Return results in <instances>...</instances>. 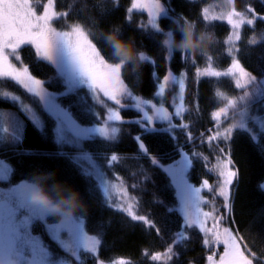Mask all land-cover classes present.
Listing matches in <instances>:
<instances>
[{
	"label": "trees",
	"instance_id": "obj_1",
	"mask_svg": "<svg viewBox=\"0 0 264 264\" xmlns=\"http://www.w3.org/2000/svg\"><path fill=\"white\" fill-rule=\"evenodd\" d=\"M221 1L223 0H162L169 8V13L168 16L159 18L158 23L162 31L157 33L148 25L146 11L133 9L129 13L132 0H54V9L57 12L67 11L68 16L56 18L53 26L63 31L68 30V25L74 22L82 24L109 62L116 60L102 39L101 32L119 29L124 39H134L136 48L145 51L151 60L145 61L136 71H133L131 64L125 65L121 77L135 95L150 99L157 106L159 101L163 100L165 107H170L171 110L173 107L171 101L175 100L176 104L180 102L178 84L171 80L165 82L163 78L171 72L179 79L183 72L185 115L182 122L191 125L194 136L199 137L203 133L206 140L207 135L211 134L210 130L215 127L211 118L212 113L226 106V101L217 97L215 93L222 91L228 97H237L241 90L235 88L233 78L197 76V68H206L211 64L217 69H226L230 66V56H237L246 70L258 78L264 77V21L256 22L255 31L249 26H244L241 30V40L234 43L238 55L236 52L230 54L227 38L231 34V27L223 20H203V9L211 3ZM248 5L253 6L257 13L264 14V4L260 0H234L231 7L243 11ZM180 15L195 20L199 28L215 33L216 42L208 51L197 54L183 53L182 59V53L173 48L169 57L167 49L162 44L165 39L164 32L175 30L174 18ZM253 36L258 41L256 45L248 43ZM176 38H180L178 32ZM20 54L23 57L22 64L28 66L36 78L45 81L44 86L49 91L63 90L62 81L57 78L54 66L45 61L38 62L33 48L22 46ZM209 56L212 57L211 60L208 59ZM161 84L164 85V95L157 97L155 94ZM0 85L9 86L25 97V100H32L30 94L23 93L21 87L11 80L0 78ZM79 95L85 96L86 90H82ZM256 100L258 98L251 103ZM59 102L69 107L73 117L82 126H100L106 116V108L90 98L82 102L77 95H70L60 98ZM122 103L131 101L125 98ZM108 104L111 105V102ZM0 113L6 115L0 121V129H4L5 124L9 127L7 133L0 131V157L7 160L12 169L7 182L29 180L38 173H55L54 180L49 181V184L60 181L81 194L85 210L77 216L83 218L85 232L101 238L102 244L98 250L100 259L105 262L121 260L128 264H163L162 261H151L150 254L166 249L173 233L181 226L183 217L178 212L169 214L166 211L165 206L176 208L178 205L176 189L171 185L170 178L160 168L151 166L148 158L138 157L137 142L133 137L140 129L135 124L112 123V126L121 128L118 142L105 141L103 137L95 136L83 141L79 149L71 145L61 148L54 139L55 121L43 110L45 121L43 130H38L19 104L10 98L0 96ZM136 115L134 110L121 111V116L125 120ZM14 120L22 122L20 132L22 139L18 142L12 139L15 133L12 127ZM248 124L250 129L255 130L257 137L255 140L250 138L251 133L241 130H234L230 142L216 141L212 145L202 144L199 139L188 144L182 133L178 132L177 136L186 151L191 152L195 149L209 157L207 167L201 160H194L193 167L188 173L189 182L194 187L200 186L202 181L207 179L211 189H216L218 173L209 169L216 164L215 156L218 149L215 151L211 149L215 144L226 147V153L233 161V167L238 175L233 184L232 215L225 223L235 225L245 239L250 241L254 250H257L261 241L256 234L260 232L264 235V191L258 187L259 182L264 181V130H261L258 123L253 120ZM156 126L160 127L159 124ZM144 142L149 153L156 155L165 165L179 159L173 141L168 135L145 136ZM77 150L89 152L93 160L97 161L109 176L120 177L125 186L137 197L139 214L150 215L161 229L160 233L149 229L143 222L133 221L126 212L115 207V202H107L95 175H86L85 164L81 160L72 159ZM61 151L68 155H58ZM112 154L118 155L119 159L109 166L107 159ZM142 168L150 176L148 181L143 179ZM133 184H137L138 187L133 188ZM203 192L209 200L215 201V206L219 207L222 214L226 213L221 197L210 189ZM154 198L162 200L164 204L153 203ZM59 219L61 218L57 216L47 218L48 223L58 222ZM35 224L54 259H69L73 264H95L92 256L86 253H82L77 262L51 239L43 222ZM189 232L190 240L184 242L185 246H176L179 257L170 264H206L208 249L202 245L203 234L196 229H190ZM218 250H223L222 245Z\"/></svg>",
	"mask_w": 264,
	"mask_h": 264
},
{
	"label": "snow or ice",
	"instance_id": "obj_2",
	"mask_svg": "<svg viewBox=\"0 0 264 264\" xmlns=\"http://www.w3.org/2000/svg\"><path fill=\"white\" fill-rule=\"evenodd\" d=\"M264 4V0H260ZM234 0H227V4L232 6ZM133 9L146 11L148 25L155 32L162 31L159 18L168 16L169 8L162 0H132L129 13ZM68 12H57L54 9V0H0V78L13 81L22 87L31 97L38 98L44 112L55 121L53 128L55 143L61 148L71 145L77 149L82 147V142L92 139L95 136L103 137L105 141L118 142V135L121 128L112 126L114 122L135 124L140 131L133 139L137 142L138 157L148 158L153 167L160 168L171 180V185L176 189L178 207L165 206L166 211L171 214L178 212L182 215L181 226L173 233L171 241L163 252L150 254L151 261L170 264L171 261L179 257L176 246H185L184 242L189 241L190 229H196L203 234L202 245L208 249L206 264H264V235L257 232V238L261 241L257 250H254L245 238L240 235L239 230L225 226L228 217L232 215V201L230 199V186L237 178V171L231 165L233 161L226 153V147L219 144L211 149H218L215 156L216 164L209 169L218 173V184L216 189H211L209 181L204 179L199 187H194L188 178V173L193 167L194 160H201L205 166L209 162V157L200 151L193 149L191 152L184 149V145L179 142L177 133L180 132L186 137V142L192 144L199 139L202 144L212 145L216 141L230 142L234 130H241L251 133L250 138L256 139L255 130L249 128L247 103L253 93L247 89L250 85L255 86V94L264 96V80H259L256 75L246 70L237 56H230V66L226 71H218L211 64L203 71L197 68L196 75L202 77H231L234 80L236 89L242 91L239 97H228L222 91H217L215 95L226 101L225 107H220L212 113L214 129L207 135L194 136L189 123L182 122L185 115L184 73L177 79L171 72L163 79L165 82L174 81L179 86L180 102L175 100L170 104L173 107H165L163 100L159 101V106L152 103L150 99H143L135 95L125 84L121 77L122 66L117 62H109L97 44L90 38V33L85 27L74 22L68 25V30H57L54 27V20L58 17H67ZM204 21L223 20L231 27L232 33L227 38L230 45L228 53L238 50L233 46L234 42L241 40V30L244 26H249L255 31L257 21H264V14L256 12L255 8L248 5L243 11L235 7H229L219 14H210L209 8L203 9ZM143 27V26H142ZM172 31L164 32L165 37H171ZM248 43L256 45L258 43L253 36ZM163 46L167 49L169 57L172 54V47ZM22 46H29L34 49L38 62L45 61L54 66L57 78L62 81L63 90L59 92L49 91L45 86V81L36 78L31 74L28 66L22 64L20 50ZM182 53V59H183ZM212 59L211 56L208 57ZM151 60L148 56L147 61ZM14 61L16 63H14ZM20 64V66H18ZM86 90L85 96L79 93ZM164 85L161 84L157 97H163ZM13 102L21 101L19 95H12L10 92L3 94ZM77 95L80 101L91 99L96 104L106 108V116L100 126H82L73 117L69 107L62 105L59 100L62 97ZM127 98L131 103H122ZM111 102V105L108 104ZM237 105L244 106L240 111V119L234 123H229L226 127L222 125L221 119H229V108H236ZM22 110L30 114L32 123L38 130H43L44 124L40 117L27 104H21ZM134 110L137 115L134 118L125 120L121 116L122 110ZM98 116V114H97ZM258 122L261 130H264V118L252 117ZM3 114L0 113V121ZM180 121V122H178ZM159 124L160 127L156 125ZM15 130L12 139L16 142L22 139L20 132L22 122L12 121ZM7 133L8 129H0ZM168 135L173 141L179 159L165 165L161 159L149 153V149L144 142V137L149 135ZM58 155H68L66 152H59ZM75 161L86 160L92 171L85 169L88 176L95 175L100 182V186L106 195L107 202L113 203V194L122 198L128 197V191L123 182L118 184L109 183L105 178V173L101 167L93 160L92 156L86 152L72 157ZM118 155L112 154L107 159L109 166L117 162ZM12 169L0 160V180L8 179ZM144 181H148L150 176L146 170L141 169ZM120 180V177H115ZM23 180L19 184L8 188L6 191L0 189V258L7 261V264H73L69 259H54L48 247L43 243L40 236L33 234L32 225L34 222H43L51 238L77 262L80 254H90L95 260V264H106L105 260L98 257V250L102 244L101 238L97 235H89L83 227V218L76 216L72 218L59 219L56 223H48L47 218L54 217L42 206L33 203L31 199V189L27 182ZM138 187L137 184L132 185ZM258 187L264 191V181L259 182ZM210 189L216 195L223 198V208L226 213L222 214L219 207L215 206V201L204 200L201 192ZM218 190V191H217ZM134 199V198H133ZM153 203L163 205L164 202L154 198ZM201 203L205 205L212 203L210 211H204ZM115 207L126 212L133 221L143 222L149 229L160 233L150 215H140L133 211V205L115 204ZM211 220V227L208 221ZM62 236H66L64 239ZM255 244V241L252 242ZM222 245L223 250L219 251ZM118 264H128L126 261H119Z\"/></svg>",
	"mask_w": 264,
	"mask_h": 264
},
{
	"label": "clouds",
	"instance_id": "obj_3",
	"mask_svg": "<svg viewBox=\"0 0 264 264\" xmlns=\"http://www.w3.org/2000/svg\"><path fill=\"white\" fill-rule=\"evenodd\" d=\"M174 24L171 37L164 39L166 47L170 45L181 53L197 54L208 51L216 42L213 31L199 28L195 20L186 16L174 18ZM177 32L179 39L176 38ZM101 37L111 49L112 57L122 66L131 64L136 71L147 61L148 54L136 48L134 39H124L119 29L101 32ZM54 177L55 173H38L27 181L33 203L61 219L76 217L85 210L81 194L60 181L49 184ZM0 264H7V261L0 258Z\"/></svg>",
	"mask_w": 264,
	"mask_h": 264
},
{
	"label": "rangeland",
	"instance_id": "obj_4",
	"mask_svg": "<svg viewBox=\"0 0 264 264\" xmlns=\"http://www.w3.org/2000/svg\"><path fill=\"white\" fill-rule=\"evenodd\" d=\"M207 8H209V13L210 14H219L221 11H223V10H226V9H228L229 7H231V6H229L228 4H227V0H223V1H221V2H218V3H211V4H209V5H207L206 6ZM231 33H232V29H231ZM231 35V34H230ZM235 43V42H234ZM235 45V44H234ZM233 45V46H234ZM14 63H16V62H14ZM215 68V67H214ZM228 68V67H227ZM227 68L226 69H217V68H215L216 70H218V71H226L227 70ZM203 69L204 68H202L201 69V71H203ZM3 79V78H2ZM259 80H264V77H261V78H258ZM14 83V82H13ZM15 84V83H14ZM16 85V84H15ZM21 90H22V92L23 93H26V91L21 87ZM250 93H253V95H252V97H251V99L249 100V102L247 103V109H248V123H249V121L250 120H253L252 119V117H260V118H264V96H257L256 94H255V86H253V85H250L249 87H248V89H247ZM5 92H10L12 95H19L20 97H21V101H19V102H17L18 104H19V106H20V108L22 109V107H21V104H27L30 108H32L33 109V111H35L36 113H37V115L40 117V119L42 120V122H43V124L45 123V121H44V116H43V113H42V110H43V107H42V105L39 103V101H38V98H34V97H32V100H29V99H27V100H25L26 98L25 97H23L21 94H19L18 92H16L15 90H13V89H11V88H9V86H5L4 87V85H0V96H4L3 94L5 93ZM26 94H28V93H26ZM240 95H242V91H239L238 92V95H237V97H239ZM5 97V96H4ZM231 97V96H230ZM6 98H9V97H6ZM258 98V100H256L255 102H253V103H251L252 102V100H254V99H257ZM244 110V106H242V105H237V107L236 108H229V110H228V112H229V119L228 120H224V119H222L221 120V123H222V125L223 126H227L229 123H234V122H236V121H238L241 117H240V115H239V113H240V111H243ZM23 111V110H22ZM44 111V110H43ZM24 112V111H23ZM232 112V113H231ZM27 115H28V117L30 118V114L29 113H26ZM6 115L5 114H3V117H5ZM255 122V121H254ZM256 123H258V122H256ZM2 124V123H1ZM259 125V124H258ZM4 128H8L9 129V127H8V125H4ZM81 152H86V153H88V154H90L89 152H87V151H81V150H77V151H75V153H74V156H76V155H78V154H80ZM0 160H2L6 165H8V166H10V163L7 161V160H5V159H3L2 157H0ZM81 162L82 163H84L85 164V167H86V169L88 170V171H92V169H91V166L89 165V163H88V161H86V160H81ZM96 163H97V161H96ZM100 167H101V170H102V166L99 164V163H97ZM230 167H232L233 168V170H235L234 169V167H233V165H231ZM10 168H11V166H10ZM103 171V170H102ZM236 171V170H235ZM104 172V171H103ZM105 173V178L109 181V183H113V184H118V183H121V182H123L121 179L120 180H117V179H115V176H109L108 175V173H106V172H104ZM117 177V176H116ZM9 178V177H8ZM7 180L8 179H6V180H0V189H3V190H7L8 188H10V187H13V186H15V185H17V184H19L21 181H19V182H16V183H9V182H7ZM236 180V179H235ZM235 180H234V182H235ZM23 181V180H22ZM218 182H219V180H217V184H218ZM100 183V182H99ZM124 184V187L127 189V191H128V197H125V198H122L121 196H119V195H117V194H113V197H112V199H113V202H115V204H123L124 206H127V204H132L133 205V211L136 213V214H139V212H138V202H137V197L129 190V188L128 187H126L125 186V183H123ZM234 184V183H233ZM196 187H199V186H196ZM205 190V189H204ZM218 191V190H217ZM201 196L204 198V200H209L205 195H204V192L202 191L201 192ZM134 198V199H133ZM222 198V197H221ZM230 199H231V201H232V204H233V185L232 186H230ZM222 200H223V198H222ZM209 201H211V200H209ZM177 207H178V205H177ZM201 207H202V209L204 210V211H210L211 209H212V207H213V205H212V203H209V204H207V205H205L204 203H201ZM35 223H37V222H34L33 223V225H32V232H33V234H35V235H38V236H40L41 237V239H42V241H43V243L48 247V245L45 243V241L43 240V238H42V236H41V234H40V231H39V229H37L36 227H35ZM53 223H56V222H53ZM211 224H212V221L211 220H209L208 221V226L209 227H211ZM225 226H228V227H230V228H232L233 230H236V226L234 227V226H232V225H230L229 223H225ZM240 233V232H239ZM240 235H242V233H240ZM50 236V235H49ZM243 236V235H242ZM51 237V236H50ZM244 237V236H243ZM62 238H64V239H66L67 237L66 236H62ZM245 238V237H244ZM52 239V238H51ZM246 240V239H245ZM247 241V240H246ZM248 242V241H247ZM250 242V241H249ZM248 242V243H249ZM58 244V243H57ZM250 244V243H249ZM48 249H49V247H48ZM83 253V252H82ZM81 253V254H82ZM80 254V255H81ZM53 256V255H52ZM58 259V258H57ZM119 261H121V260H117V261H113V262H106V264H118V262Z\"/></svg>",
	"mask_w": 264,
	"mask_h": 264
}]
</instances>
